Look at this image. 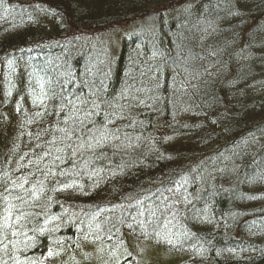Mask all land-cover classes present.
Segmentation results:
<instances>
[{
  "label": "trees",
  "instance_id": "obj_1",
  "mask_svg": "<svg viewBox=\"0 0 264 264\" xmlns=\"http://www.w3.org/2000/svg\"><path fill=\"white\" fill-rule=\"evenodd\" d=\"M89 238L264 264V0H0V264Z\"/></svg>",
  "mask_w": 264,
  "mask_h": 264
},
{
  "label": "rangeland",
  "instance_id": "obj_2",
  "mask_svg": "<svg viewBox=\"0 0 264 264\" xmlns=\"http://www.w3.org/2000/svg\"><path fill=\"white\" fill-rule=\"evenodd\" d=\"M153 14V13H152ZM149 17V16H147ZM146 18V17H144ZM85 251L83 252L82 260L89 264H108V263H121L124 258L129 257L130 254L122 244L105 243L100 239H87ZM159 246L149 245V242H133V259L134 264H176L175 261H168V257H171L170 253H167L166 249L161 246L162 244H154ZM164 248V249H163ZM52 260H56L59 264H62L61 258L52 252V257L48 259V264H52ZM64 264H72L69 260Z\"/></svg>",
  "mask_w": 264,
  "mask_h": 264
},
{
  "label": "snow or ice",
  "instance_id": "obj_3",
  "mask_svg": "<svg viewBox=\"0 0 264 264\" xmlns=\"http://www.w3.org/2000/svg\"><path fill=\"white\" fill-rule=\"evenodd\" d=\"M51 254V253H50Z\"/></svg>",
  "mask_w": 264,
  "mask_h": 264
}]
</instances>
